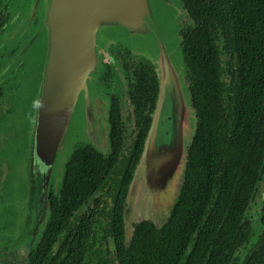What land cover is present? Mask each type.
<instances>
[{"label": "water", "instance_id": "95a60500", "mask_svg": "<svg viewBox=\"0 0 264 264\" xmlns=\"http://www.w3.org/2000/svg\"><path fill=\"white\" fill-rule=\"evenodd\" d=\"M184 16L181 0H14L5 38L21 45L19 60L41 56L31 71L41 89L30 106L23 98L15 103L9 123L23 142L19 184L34 209L45 200V220L49 183L60 187L75 148L109 150L111 94L127 87L114 52L127 50L131 59L151 63L158 94L126 208L131 220L136 216L155 226L166 222L184 183L197 125L180 49ZM107 68L110 88L101 82Z\"/></svg>", "mask_w": 264, "mask_h": 264}, {"label": "trees", "instance_id": "16d2710c", "mask_svg": "<svg viewBox=\"0 0 264 264\" xmlns=\"http://www.w3.org/2000/svg\"><path fill=\"white\" fill-rule=\"evenodd\" d=\"M181 1L191 26L179 34L180 49L197 118L184 183L167 223L140 225L129 247L115 223L117 263L102 250L100 264H264V206L257 248L238 259L252 232L248 213L264 171V66L249 62L251 49L255 55L264 50L260 45L230 50L225 60L212 43L201 42V0ZM125 57L131 60L127 50L119 53V59ZM126 60L130 100L142 111L149 97L157 99L156 75L150 62ZM108 122L111 145L113 128L120 127L117 101L110 100ZM83 147L65 165L66 206H79L86 197L80 190L90 184L92 192L105 185L117 189L120 180L111 171L124 175L127 168L116 150L103 160L91 146ZM79 249L76 244L60 264H83Z\"/></svg>", "mask_w": 264, "mask_h": 264}, {"label": "flooded vegetation", "instance_id": "af4514ba", "mask_svg": "<svg viewBox=\"0 0 264 264\" xmlns=\"http://www.w3.org/2000/svg\"><path fill=\"white\" fill-rule=\"evenodd\" d=\"M13 3L14 0H0V162L10 139L9 116L15 103L23 98L26 105L30 106L31 102L34 103V95L41 89L39 78L34 73L32 75L31 71L25 70L28 66L27 61L19 60L21 45L5 38L6 24ZM189 23L190 20L185 15L179 34L191 26ZM201 25V42L212 43L225 60L230 50L237 52L240 48L252 46L256 49L259 45L264 50V0H201ZM24 40H29L28 34L24 35ZM253 50L254 48L250 50L249 62L261 63L264 66V53L255 55ZM121 51L117 50L114 54L119 58ZM25 52L27 55L28 50ZM126 59V57L121 59L123 66ZM130 61L132 62V59L127 62ZM21 69H24L25 74ZM111 79L112 75L107 68L101 80L103 87L110 88L113 85ZM187 80L189 76L186 77V82ZM115 89L111 94V101H117L119 124L122 127L113 128V141L111 140L109 150L100 156L103 160H108L114 154V150L122 153L115 154V157L119 162L127 163L124 175L117 176L111 171L113 176L119 178V187L111 189L110 185H105L92 192L90 184L86 190L84 188L80 190L81 195L86 197L79 206H75L73 202L66 206L70 191L68 187L63 186V177L58 189H55L53 183H49L46 220L45 200L43 199V204L38 206L41 211L39 212V208H33L35 205L30 195H27L28 201L23 205L26 207L24 216L15 212V202H12V210L6 215L8 213L4 211V204H9L13 199L8 202L9 198L4 195L3 187L6 184L7 173L0 167V264H60L66 253L71 254L76 244H79L78 252L83 264H100L102 250L109 260L117 263L116 232L113 230L115 223L121 225L124 248L129 247L137 237L140 225L149 223L155 228H161L167 223L175 203L168 212L166 222L160 226L136 216L131 220V211L126 208L129 185L143 150L157 99L149 97L141 111L140 105L131 103L129 87L122 92H119L118 88ZM23 91L25 92L22 94ZM83 146H77L75 150H82ZM81 195H77V198L80 199ZM72 200L74 201V197ZM253 206L255 214L250 215ZM262 206L264 171L258 184V193L250 204L248 218L252 224V232L238 253L239 255L244 251L241 259L249 251L253 252L257 248V240L263 229L260 222ZM9 217L10 220L7 221ZM120 257L123 258V255Z\"/></svg>", "mask_w": 264, "mask_h": 264}, {"label": "rangeland", "instance_id": "374dc122", "mask_svg": "<svg viewBox=\"0 0 264 264\" xmlns=\"http://www.w3.org/2000/svg\"><path fill=\"white\" fill-rule=\"evenodd\" d=\"M12 7V6H11ZM136 43H138V41H135ZM40 55L39 54H34L30 59H28L27 63V67H25V70L30 72V71H34L36 70L37 64L39 65V59H40ZM21 71L25 74L24 69ZM25 91L22 92V94ZM11 116V115H10ZM10 116H9V120H10ZM28 118L26 117L25 120H27ZM10 125V123H9ZM10 129V139L7 143V148L5 149V151L2 153L1 156V165L0 167L2 169L5 170V172L7 173V178H6V184L3 187L4 190V195L5 197L9 198L10 202L12 199V201L9 204H4V211L9 215V212L12 210V202H15L16 207H15V212L20 213L21 215L24 216L25 212H26V207H24V203L26 201H28L27 199V192L26 190H24V188L22 186H20V182H19V175H18V169L17 167L19 166L20 163V150L22 149V144L23 142H21L20 140L17 139V132H16V128L13 129V127H9ZM27 131V129L25 128V126L21 127V134H25ZM255 207L253 206L251 208L250 211V215H254L255 214ZM22 216V217H23ZM5 219V218H4ZM10 220L7 219V221ZM18 222V220H17ZM16 222V223H17ZM160 226V225H159ZM244 251H242L239 255L238 258L241 259L242 255H243Z\"/></svg>", "mask_w": 264, "mask_h": 264}]
</instances>
